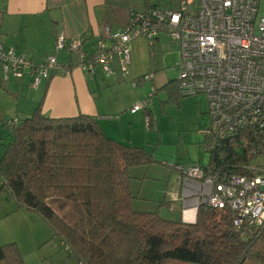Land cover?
Here are the masks:
<instances>
[{
  "label": "trees",
  "instance_id": "1",
  "mask_svg": "<svg viewBox=\"0 0 264 264\" xmlns=\"http://www.w3.org/2000/svg\"><path fill=\"white\" fill-rule=\"evenodd\" d=\"M54 47L68 50H57L55 43ZM96 68L103 73L96 66L90 74ZM24 76L28 75L21 79ZM164 90L175 102L183 97L174 81ZM142 101L150 103L148 96ZM148 106L139 111L144 122L149 120L147 126L144 123L147 131L152 127ZM4 127L10 141L0 156V198L8 194L14 211L22 209L40 218L74 264H264V227L235 228L229 208L200 206L193 224L165 219L158 210L132 209L129 172L156 161L142 147L107 137L93 118L82 114L49 118L38 103L31 116L7 121ZM202 137L209 161L201 168L214 174L243 173L239 169L249 160L226 143ZM166 204L163 199L158 209ZM0 264H24L14 243L0 246Z\"/></svg>",
  "mask_w": 264,
  "mask_h": 264
},
{
  "label": "built area",
  "instance_id": "2",
  "mask_svg": "<svg viewBox=\"0 0 264 264\" xmlns=\"http://www.w3.org/2000/svg\"><path fill=\"white\" fill-rule=\"evenodd\" d=\"M264 0H185L175 9L150 8L128 12L121 31L105 28L107 48L98 41L96 51L87 55L81 40H55L57 50L67 48L79 56V68L93 73L99 66L106 76L128 79L130 42L138 37L148 42L164 34L178 47L175 65L176 89L180 96L204 95L208 103L209 126L201 135L226 143L247 164L241 174H214L198 166L175 167L180 174L181 221L194 223L189 213L200 206L229 208L235 228L245 224L264 227V168L251 166L252 158L264 157ZM118 73L115 74L114 64ZM54 57L45 64H32L13 48L0 45V73L4 82L12 76L31 77L37 88L52 72L67 70ZM153 80L142 76L137 84ZM154 89L148 95L151 99ZM139 101L129 110L136 113L149 104ZM149 120H145V125ZM83 264V263H78Z\"/></svg>",
  "mask_w": 264,
  "mask_h": 264
},
{
  "label": "crops",
  "instance_id": "3",
  "mask_svg": "<svg viewBox=\"0 0 264 264\" xmlns=\"http://www.w3.org/2000/svg\"><path fill=\"white\" fill-rule=\"evenodd\" d=\"M121 1L125 2V6L119 9ZM152 7L157 6L150 4L149 0H0V45L14 48L34 65L43 64L50 56H55L61 64L70 65L69 70L52 74L49 80L43 81L37 88L30 87L29 76L20 80L10 77L4 82L0 73V127L6 129L4 124L7 121L31 116L40 103L41 113L49 118L86 115L98 122L107 137L141 147L143 137L135 127L141 123L143 114L129 112L138 102L137 98L128 101L107 98L109 96L105 88L111 87H104V81L110 77L101 73L100 69H96L94 74L83 72L79 68L78 55L68 50L56 51L54 43L59 35H63L67 41L81 39V50L91 55L96 51L98 41H103L107 48L110 46L105 38L106 27L112 33L121 31L129 11L141 13ZM161 35L165 37L164 34ZM161 35L154 42H159ZM129 66L130 75L137 81L143 73L131 66L130 61ZM117 67L115 62V74H119ZM116 79L112 78L114 81ZM152 89L154 88L150 92ZM4 136L5 133L1 130V138ZM1 154L2 152L0 156ZM133 170L134 168L129 172L130 177ZM163 196L167 199L165 212L171 206L170 203H177L180 208L177 219H181L183 206L179 176L175 195L170 199L165 193ZM20 212L26 213L22 209L14 211L13 206L0 205V246L8 243L20 245V239H26L28 234L34 241L42 239L45 231L42 223H36L33 219V225L19 222L14 218ZM189 216L195 218V211L190 212Z\"/></svg>",
  "mask_w": 264,
  "mask_h": 264
},
{
  "label": "rangeland",
  "instance_id": "4",
  "mask_svg": "<svg viewBox=\"0 0 264 264\" xmlns=\"http://www.w3.org/2000/svg\"><path fill=\"white\" fill-rule=\"evenodd\" d=\"M183 1L185 0H149V3L160 9H172ZM124 6L125 2L121 1L119 9ZM262 12L264 7L260 9V16ZM129 61L131 66H135L143 75L151 74L153 80L146 81L143 85L136 84V78L129 73V66V78L126 81L120 77L114 81L112 78L115 77H110L104 81V87H111L105 88L109 96L107 98L111 100L128 101L137 98L138 102L147 98L151 88L155 89L148 106L152 119L151 129L148 131L145 129L143 119L135 128L143 137L141 147L153 154L156 164L148 168H134L132 171L130 192L133 196V208L141 210L139 212L158 210L163 218L177 220L180 209L177 203H170L167 212L164 210L166 207L158 209V206L165 199L163 193L169 199L175 195L178 178L175 167H182L185 170L190 166L205 167L208 164L209 155L202 149L200 143L203 137L199 134L209 125L207 99L204 95H198L181 97L175 102L168 96L170 93L164 90V85L177 78L174 67L179 61L177 45L166 36L161 35L159 42H153L152 46L143 37L135 38L130 42ZM114 86L115 88H112ZM1 130L5 133L2 138ZM8 136V130L0 127V152L3 150V145L10 141ZM250 162L251 166L264 168V157L252 158ZM12 204L8 194L1 196L0 205L12 206ZM20 213L14 219L28 225L29 223L33 225V219L36 223H42V228L45 230L40 241H34L28 234L26 239H20V245L15 244L20 250L24 264L75 263L73 256L61 247L59 241L52 238L50 229L44 226L40 218L28 212ZM44 227H47L49 232Z\"/></svg>",
  "mask_w": 264,
  "mask_h": 264
},
{
  "label": "bare ground",
  "instance_id": "5",
  "mask_svg": "<svg viewBox=\"0 0 264 264\" xmlns=\"http://www.w3.org/2000/svg\"><path fill=\"white\" fill-rule=\"evenodd\" d=\"M179 5V4H178ZM79 40H81V39H79ZM81 46H82V40H81Z\"/></svg>",
  "mask_w": 264,
  "mask_h": 264
}]
</instances>
